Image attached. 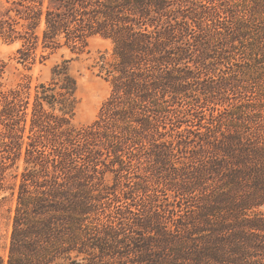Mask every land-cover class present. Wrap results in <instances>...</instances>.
<instances>
[{
  "label": "trees",
  "instance_id": "1",
  "mask_svg": "<svg viewBox=\"0 0 264 264\" xmlns=\"http://www.w3.org/2000/svg\"><path fill=\"white\" fill-rule=\"evenodd\" d=\"M0 36L26 69L112 44L82 125L68 60L0 56V264H264V0H0Z\"/></svg>",
  "mask_w": 264,
  "mask_h": 264
},
{
  "label": "rangeland",
  "instance_id": "2",
  "mask_svg": "<svg viewBox=\"0 0 264 264\" xmlns=\"http://www.w3.org/2000/svg\"><path fill=\"white\" fill-rule=\"evenodd\" d=\"M111 41L102 37L91 40L88 51L75 53L68 48L57 51L44 62L37 60L31 69L17 61L18 43H11L0 36V56L8 63L6 83L12 85L25 75H31L35 83L47 81L52 76L55 65L68 60L71 73L78 79V96L80 104L73 122L76 125L91 123L97 116L103 101L110 93L111 86L99 68L93 65L102 51L110 49ZM4 194L0 192V250H3L7 235L11 230L10 215L14 200L3 201Z\"/></svg>",
  "mask_w": 264,
  "mask_h": 264
}]
</instances>
